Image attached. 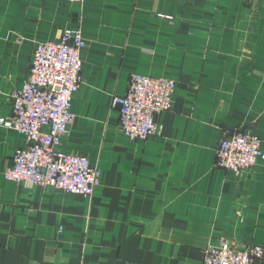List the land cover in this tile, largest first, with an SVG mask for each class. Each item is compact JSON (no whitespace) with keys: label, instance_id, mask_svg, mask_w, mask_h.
<instances>
[{"label":"crops","instance_id":"1","mask_svg":"<svg viewBox=\"0 0 264 264\" xmlns=\"http://www.w3.org/2000/svg\"><path fill=\"white\" fill-rule=\"evenodd\" d=\"M70 27L87 46L59 149L86 154L101 182L84 196L7 180L28 141L0 125V264H202L223 237L264 245V163L216 164L237 130L264 147V0H0L1 116L37 44ZM134 73L178 83L146 140L121 131L113 105Z\"/></svg>","mask_w":264,"mask_h":264},{"label":"built area","instance_id":"2","mask_svg":"<svg viewBox=\"0 0 264 264\" xmlns=\"http://www.w3.org/2000/svg\"><path fill=\"white\" fill-rule=\"evenodd\" d=\"M86 46L80 27L67 28L60 40L37 44L28 79L13 96L11 115H0V125L17 130L28 141L15 151L12 165L4 171L7 180L49 185L84 196H92L100 184L102 170L86 154L59 149L76 117L74 98L83 81ZM177 88V81L168 77L132 74L126 93L113 97L121 131L132 140L158 134L157 116L173 107ZM261 162L263 142L252 132L237 130L218 145L216 164L228 173L238 174ZM202 264H264V245L241 246L223 237L203 250Z\"/></svg>","mask_w":264,"mask_h":264}]
</instances>
